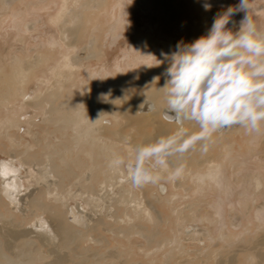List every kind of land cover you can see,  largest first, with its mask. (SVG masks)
<instances>
[{
    "label": "rangeland",
    "instance_id": "1",
    "mask_svg": "<svg viewBox=\"0 0 264 264\" xmlns=\"http://www.w3.org/2000/svg\"><path fill=\"white\" fill-rule=\"evenodd\" d=\"M85 1L15 0L0 15V165L12 159L22 182L11 202L0 175L2 254L17 262L19 245L31 240L36 264H264V132L215 134L207 152H191L201 165L181 167L164 193L153 185L134 188L124 170L108 166L114 154L134 156L155 133L149 126L140 135L121 111L143 113L126 99L149 101L148 93L164 84L167 61L155 66L161 53L206 35L217 13L239 0H207L209 11L205 0ZM250 2L264 35V0ZM65 5L70 13L54 23ZM78 13L76 39L68 42L61 25H73ZM243 16L236 13L228 27L237 31ZM90 38L92 53L85 48ZM164 98L157 101L158 120L175 135ZM220 167L227 181L217 184L210 175L219 176ZM38 202L83 231L74 252L54 235ZM71 208L83 210L87 222L74 223ZM98 219L102 227L91 232ZM27 228L33 232L19 236ZM59 255L65 259L56 261Z\"/></svg>",
    "mask_w": 264,
    "mask_h": 264
},
{
    "label": "clouds",
    "instance_id": "2",
    "mask_svg": "<svg viewBox=\"0 0 264 264\" xmlns=\"http://www.w3.org/2000/svg\"><path fill=\"white\" fill-rule=\"evenodd\" d=\"M202 7L209 11L212 4L205 0ZM251 11L250 0H239L217 13L206 35L178 42L170 54L161 53L164 60L155 66L168 64L161 74L164 84L158 87L165 97V119L180 126L181 132L138 145L127 159L113 155L108 166L124 170L134 188L153 185L166 192L165 183L181 175L179 162L192 151L207 152L217 133L236 128L248 135L264 132V35ZM238 12L244 16L233 31L228 25ZM159 80L160 76L153 77L152 84ZM145 105L148 111L156 107L148 97L141 109ZM185 124L193 131H185Z\"/></svg>",
    "mask_w": 264,
    "mask_h": 264
},
{
    "label": "bare ground",
    "instance_id": "3",
    "mask_svg": "<svg viewBox=\"0 0 264 264\" xmlns=\"http://www.w3.org/2000/svg\"><path fill=\"white\" fill-rule=\"evenodd\" d=\"M15 0H0V4L2 5L1 9H0V15H2L5 11H7L12 3L14 2ZM99 2L98 0H86L85 1V5L86 6H89V5H95V3ZM64 10L62 11H59V17L57 18V20L54 18V23H59V21H61L62 17L64 16V14L66 13H70V9L68 7H66V5L63 7ZM68 8V9H67ZM79 14V13H78ZM80 16L81 14L79 15H76V16H72V19L73 21L71 23H73V25H70V26H67V22L65 23L64 21V24L65 25H61V29H62V32H63V38L64 40L66 41H70L69 38H73L74 40L76 39L75 38V34L76 33H73L74 36H72V32L74 29H76V26L79 24V19H80ZM63 20V19H62ZM76 20V21H74ZM74 25H76L74 27ZM79 28V27H78ZM79 30V29H78ZM84 34V33H83ZM199 35V34H198ZM93 36V35H92ZM95 39V38H94ZM93 38H90V41L88 42V44L85 46V48L90 51L91 49H94V43H95V40ZM73 40V41H74ZM78 41V40H77ZM76 41V42H77ZM76 42H71V44H73L74 48L76 47L77 48V44ZM79 53V51H76ZM92 53V51H90ZM88 54L86 57H92L94 56L93 54ZM65 58L69 61L71 58L69 55H66ZM78 58V57H77ZM80 58V57H79ZM66 64V63H65ZM74 67V66H73ZM10 88V87H9ZM14 88V87H13ZM92 90V88H91ZM112 94V93H111ZM121 94V93H120ZM149 95V102L150 103H153L155 104V109L153 111H148L147 109V105L144 106V108H140L141 111H143V113H140V114H135V113H129L128 109L127 108H124L122 109L121 111V117H122V120L125 122L126 125H129V126H133V127H136L139 131V134L140 135H145L147 132H146V129L147 127L151 126L153 127V129L155 130V133L153 135H151V137H146V140H145V143H151V142H155L156 139L162 137V136H168L170 135L169 133V130L167 128H165V125L162 124V122L160 120H158V114L160 112V108L159 106L157 105V101L159 100V98L161 97V95H163V92L157 88L155 91H152L150 93H148ZM26 97L27 96V93L24 94ZM23 97V98H24ZM121 97V96H120ZM128 101H126V104L127 106H134V107H137V106H140L141 104L137 101V99L135 97L133 98H130V99H126ZM164 102H165V98H164ZM125 103V102H124ZM125 104V105H126ZM139 104V105H138ZM55 107V106H54ZM53 107V108H54ZM52 108V107H51ZM106 109V108H105ZM54 110V109H53ZM51 111V110H50ZM91 112V111H90ZM52 113V112H51ZM50 114V113H49ZM59 120V119H58ZM75 122V121H74ZM173 127H176L177 128V131H176V134H179L181 132V129H180V126H178L177 124H175L174 122H170ZM91 124V123H90ZM93 126V125H91ZM193 127L192 125H189V124H185L183 126L184 130L185 131H188V132H191L193 129H190L189 127ZM89 127V126H87ZM106 127V126H105ZM104 127V128H105ZM107 128V127H106ZM170 128V127H169ZM89 131V130H88ZM106 131H108L106 129ZM120 131V130H119ZM123 131V130H122ZM115 133H119L118 131L115 132ZM223 133V132H222ZM89 134V133H88ZM111 134V133H110ZM122 134V133H121ZM107 136V135H106ZM126 138V137H125ZM93 140V139H92ZM64 145V144H63ZM211 146V145H210ZM65 149V148H64ZM57 150V149H55ZM59 150V149H58ZM61 150V149H60ZM66 150V149H65ZM199 150H197L198 152ZM63 152V151H62ZM201 153V152H200ZM96 155V154H95ZM64 158V157H63ZM205 159V158H204ZM64 161V160H63ZM68 161V160H67ZM70 161V160H69ZM200 159H198L196 157V155H192L191 152L188 153L182 161H180L179 163L181 164V167H187V165H194L196 163H199L200 164ZM209 161V160H207ZM81 162V161H79ZM213 163V162H212ZM215 163V162H214ZM232 163V162H231ZM22 165H24L23 161L21 162ZM81 165V163H79ZM176 162L174 161L173 163V166H175ZM201 165V164H200ZM220 165V164H219ZM222 166V165H221ZM221 169V172L218 175H215V174H212L210 175V177H212V179L216 180L217 184H220L223 181H227V178L225 176V172L224 170H222V167H220ZM182 169V168H181ZM71 171V170H70ZM20 174V170L17 168V166L14 164V161L11 159V161H6V160H3L1 162V165H0V175H2V177L4 178V182L6 183V186H5V189H6V193L10 199H11V202H15L17 201L16 200V195L18 194V191H20V188L22 186V182H21V175ZM122 177L125 178L126 182L127 181V177H126V174H123ZM115 179V178H114ZM112 181V180H111ZM258 181V184L261 182L259 179H257ZM122 182V181H121ZM124 182V181H123ZM222 184V183H221ZM261 184V183H260ZM110 186H113V185H110ZM120 186V185H119ZM221 186V185H220ZM260 186V185H259ZM223 187V186H222ZM113 190V189H112ZM115 191V190H114ZM113 191V192H114ZM96 193V192H95ZM116 193V191H115ZM93 194V193H92ZM97 194V193H96ZM120 194V192H119ZM88 199L91 201V200H97L98 197H96L95 195H88ZM19 197V196H18ZM17 197V198H18ZM100 198V197H99ZM34 201V200H33ZM37 202V201H36ZM39 207L40 208H43V209H46V211L48 212V217L49 219L51 220V222L53 223V233L54 235L57 237L59 236L61 238V242L63 243L62 246H67L68 248L72 247L73 249V252L75 251L74 249V245H75V240L79 241L78 239H82V235L81 232L80 233V230H77L74 232L70 223H69V220H66L62 214L58 213V212H55V208L51 207V206H47L45 203H39ZM37 204V205H38ZM154 206V205H153ZM155 207V206H154ZM85 208V207H84ZM86 210V209H85ZM86 212V211H85ZM156 213V212H155ZM70 215L72 217V219L74 220L73 222L76 223V224H84L87 222L86 219L83 218V210L81 209H78V208H71V211H70ZM111 216V215H110ZM88 217V216H87ZM86 221V222H85ZM72 222V221H71ZM102 219H98L97 220V226L91 228V232H96L102 227ZM95 224V223H94ZM238 224V223H237ZM14 225V224H13ZM98 225H100L98 227ZM236 225V224H235ZM87 226V225H86ZM238 226V225H237ZM39 226L37 225V228ZM45 227V226H44ZM105 227V226H104ZM43 228V227H42ZM17 230H19L17 228ZM17 232V231H16ZM20 233L19 236H24L26 235L27 233H31L33 232V229H24L23 231H19ZM48 233V232H47ZM40 237V236H39ZM84 239V238H83ZM94 240V239H93ZM35 242L34 241H28V240H25L23 241L19 246V253L17 254V259L19 261H15V259H11L9 258L8 256H5L2 254L1 252V248H0V264H36L34 263L35 260L37 259V257H35L34 253L35 251H37V249L33 246H34ZM59 244V243H58ZM60 245V244H59ZM77 245V244H76ZM66 248V247H65ZM71 250V249H70ZM78 252V251H77ZM74 254V253H73ZM65 259L64 255L61 256L59 255L56 259V261L60 262V261H63Z\"/></svg>",
    "mask_w": 264,
    "mask_h": 264
},
{
    "label": "water",
    "instance_id": "4",
    "mask_svg": "<svg viewBox=\"0 0 264 264\" xmlns=\"http://www.w3.org/2000/svg\"><path fill=\"white\" fill-rule=\"evenodd\" d=\"M165 113V112H164Z\"/></svg>",
    "mask_w": 264,
    "mask_h": 264
}]
</instances>
